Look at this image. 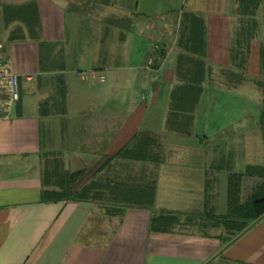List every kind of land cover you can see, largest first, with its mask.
<instances>
[{"label": "crops", "instance_id": "0c3cea01", "mask_svg": "<svg viewBox=\"0 0 264 264\" xmlns=\"http://www.w3.org/2000/svg\"><path fill=\"white\" fill-rule=\"evenodd\" d=\"M0 45V264H264L216 218L264 188V0H0Z\"/></svg>", "mask_w": 264, "mask_h": 264}, {"label": "built area", "instance_id": "2783aa9c", "mask_svg": "<svg viewBox=\"0 0 264 264\" xmlns=\"http://www.w3.org/2000/svg\"><path fill=\"white\" fill-rule=\"evenodd\" d=\"M165 58V52L160 46H155V54L148 58L147 66L153 67L156 62ZM83 81H105L104 76H98L96 72H81ZM20 81L14 71V65L11 59H5L2 56V47L0 45V121L11 120L12 113L16 104L20 100Z\"/></svg>", "mask_w": 264, "mask_h": 264}, {"label": "trees", "instance_id": "16d2710c", "mask_svg": "<svg viewBox=\"0 0 264 264\" xmlns=\"http://www.w3.org/2000/svg\"><path fill=\"white\" fill-rule=\"evenodd\" d=\"M200 66H204V64H200ZM196 77L203 78V73L204 71L202 69L196 71ZM239 193L236 190V185L234 184L232 178L230 180V185H229V205L231 212L234 211L233 207L235 208V211L237 210L242 211L243 213L240 214H229L223 218L220 219V217H216L218 220H221L224 224L226 222L230 224H234L235 229L232 231L235 234H239L243 229H245L249 223H253L256 220H258L262 215H264V188L261 192V195L258 198H255L249 205L246 206V208H242L238 206L239 203ZM213 213V212H212ZM212 217L215 218L214 215ZM232 225H227V229L230 228ZM151 227L155 228L156 227V221L151 222Z\"/></svg>", "mask_w": 264, "mask_h": 264}, {"label": "rangeland", "instance_id": "374dc122", "mask_svg": "<svg viewBox=\"0 0 264 264\" xmlns=\"http://www.w3.org/2000/svg\"><path fill=\"white\" fill-rule=\"evenodd\" d=\"M176 15H177V14H175L173 17H170V19H171L172 22L175 21V23H176V21H177V17H176ZM185 20H186V19H185ZM183 21H184V20H183ZM255 25H256V32H255V31H251L250 33H249V32H246V33H245L246 35H244V38H246V37L249 38V37H252V36L255 37V35H256L257 31H258V29H257V28H258V25H257V24H255ZM249 26H251V25H247V26H246V28L244 29V32H245L246 30L248 31V27H249ZM182 30H183V29H182ZM248 33H249V35H247ZM253 33H254V34H253ZM247 38H246V39H247ZM244 41H245V39H244ZM245 43H247V42H245ZM154 54H155V49H154V52H153V54H152L151 56H153ZM151 56H150V57H151ZM159 62H160V61H159ZM156 63H157V62H156ZM156 63H155V64H156ZM229 76H230V75H229ZM229 76H226V74H224V75H219V76L216 77V78L219 79V80H224V81H225V80L229 79ZM241 77H242L241 74H238V75L235 74L234 76H233V75L231 76V79H233V78H234V79H238V78H241ZM242 78H243V77H242ZM251 112H253L252 105H251Z\"/></svg>", "mask_w": 264, "mask_h": 264}]
</instances>
